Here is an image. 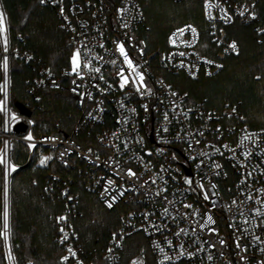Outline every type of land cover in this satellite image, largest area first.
Here are the masks:
<instances>
[{
    "label": "built area",
    "instance_id": "2783aa9c",
    "mask_svg": "<svg viewBox=\"0 0 264 264\" xmlns=\"http://www.w3.org/2000/svg\"><path fill=\"white\" fill-rule=\"evenodd\" d=\"M39 1L54 11L79 66L55 72L23 43L12 45L0 0V136L9 167L13 141L27 146L28 160L39 149L40 162L47 158L42 165L56 160L74 168L83 162L89 187L103 207L122 204L120 222L102 250L105 264H119L126 239L136 233L147 238L154 264H264V126H250L237 104L189 103L188 94L165 76L220 72L226 57L240 49L227 29L236 21L255 25L264 41L258 3L203 0L215 45L214 54H204L200 29L192 22L171 30L167 50L149 52L141 35L145 15L139 0ZM13 57L32 72L26 81L30 101L23 103L30 114L12 100ZM43 89H67L79 97L70 133L35 132L32 113L40 108ZM21 122L27 127L17 131ZM83 131L94 147L76 140ZM59 192L67 199V211L77 208L78 197L68 183ZM4 237L7 264H17L9 222ZM56 241L63 251L61 264H99L95 249L86 247L72 227L61 224ZM129 264H150L144 246Z\"/></svg>",
    "mask_w": 264,
    "mask_h": 264
},
{
    "label": "trees",
    "instance_id": "16d2710c",
    "mask_svg": "<svg viewBox=\"0 0 264 264\" xmlns=\"http://www.w3.org/2000/svg\"><path fill=\"white\" fill-rule=\"evenodd\" d=\"M114 2L115 0H111ZM145 20L141 35L146 39L148 51L167 50L171 30L182 23L192 22L201 32L199 50L214 54L208 23L204 15L203 0H139ZM256 1L259 12L264 16V0ZM5 7L12 45L29 48L55 72L72 67L73 48L67 33L59 26L54 11L39 0H2ZM183 6L186 12L181 18L174 16L173 7ZM177 7V8H178ZM201 10L203 16L189 11ZM228 34L240 45L238 53L228 55L224 68L213 76L200 75L192 78L184 73L165 74L180 91L188 94V102L206 101L209 106L221 108L226 104H237L245 115L246 122L253 127L264 126V41L259 38L253 24L236 21L228 26ZM21 35L22 37H20ZM153 59V66L157 67ZM11 96L13 102L30 101L27 79L32 72L27 64L17 57L12 58ZM40 108L32 113L35 132L55 131L60 135L71 132L79 116V97L67 89H43L40 91ZM1 127V118H0ZM83 146H95L87 131L76 137ZM0 136V149L2 147ZM39 149H35L30 160L27 146L13 141L12 161L16 168L11 174L9 225L11 244L17 264H61L63 253L56 237L59 229L56 216L62 213L63 223L72 227L84 245L95 249L99 264H105L102 250L108 241L110 231L120 222L122 204L102 212L98 195L89 187L83 162L76 167L63 166L56 160L47 165L36 166ZM55 175V178L51 176ZM68 183L71 192L79 200L76 209L67 211V199L59 187ZM3 176L0 163V264H7L4 237ZM52 189L46 190V186ZM60 221V218L58 219ZM141 246L150 264L153 255L147 238L136 233L125 242L123 258L119 264H129L130 257Z\"/></svg>",
    "mask_w": 264,
    "mask_h": 264
},
{
    "label": "rangeland",
    "instance_id": "374dc122",
    "mask_svg": "<svg viewBox=\"0 0 264 264\" xmlns=\"http://www.w3.org/2000/svg\"><path fill=\"white\" fill-rule=\"evenodd\" d=\"M175 6L173 7L174 11H176V13H174V16L176 18H181V16L184 15V12H186L187 10H185L184 8H182L183 6ZM191 11L192 13L196 14L197 16H203V13L201 12V10H197V9H194L193 7H191V9L189 10ZM8 18V17H7ZM74 56H76V62H77V55L74 54L73 52V58ZM72 66L75 67L74 65V62H73V59H72ZM154 68H155V65H154ZM158 71V70H156ZM0 157H3V155L1 154V149H0ZM4 161H6V164H5V169L2 167V176H3V207H4V211H5V204H7V212H8V218H7V222H9V210H10V184H11V175H10V178L8 177L9 175V171H11V174L13 172V169L16 168V166L10 162V167H9V160L8 159H4ZM40 166L42 164H40V158L38 156L37 160H36V166ZM101 209H102V212H107L108 210L101 206ZM61 217H63L64 219L66 218L65 215H63L62 213H59L57 216H56V223H57V227L58 229L60 228V222H61ZM60 218V221L58 220ZM63 224H66V223H63Z\"/></svg>",
    "mask_w": 264,
    "mask_h": 264
},
{
    "label": "snow or ice",
    "instance_id": "6c2138e0",
    "mask_svg": "<svg viewBox=\"0 0 264 264\" xmlns=\"http://www.w3.org/2000/svg\"><path fill=\"white\" fill-rule=\"evenodd\" d=\"M42 2H43V0H42ZM2 22H3V14L0 13V24H2ZM181 31H183V30H181ZM231 47H232L233 49H235V44H233ZM119 51H120L122 54H124V47H123L122 45L119 46ZM76 55L78 56V53H77ZM124 59H125L126 61H128L129 67H132V68H133V71H135V67L132 65L131 61L128 60L127 55L124 56ZM73 62H74V65H75V67H74V71H75V70H76V67L79 66V65L77 64V62H76V56H74V58H73ZM3 67H4L5 71H7V62H6V61H5L4 65H3ZM97 71H99V70L97 69ZM122 79L124 80V83H127V82H128V79H127L126 77H122ZM140 80H141V81L143 80V76H142V75L140 76ZM122 86H123V84H122ZM0 90H2V89H0ZM138 90H139V89H138ZM2 104H3V102H0V105H2ZM29 138H30V137H29ZM248 139H250L249 136H245V137H244V140H248ZM249 154H250V153H246L245 155H249ZM46 159H47V158H45V160H41L40 163H41V164H44V163L46 162ZM0 163H6V161H4V159H3L2 157H0ZM13 170H14V169H13ZM130 174H132V173H130ZM189 183H190V181H189ZM205 198H207V196H206ZM108 206L111 207V203H109ZM7 218H8L7 204H5V211H4V228H5V229L8 228ZM61 219H63V217H61ZM209 220H211V217H209ZM69 251L71 252V249H69ZM73 255H74V253H73ZM64 259L67 260L68 258L65 257Z\"/></svg>",
    "mask_w": 264,
    "mask_h": 264
},
{
    "label": "water",
    "instance_id": "95a60500",
    "mask_svg": "<svg viewBox=\"0 0 264 264\" xmlns=\"http://www.w3.org/2000/svg\"><path fill=\"white\" fill-rule=\"evenodd\" d=\"M16 105L23 111V112H26L28 114H30V111L24 106V104L20 101H17L16 102ZM26 125L24 123H18L16 126H15V129L17 131H20V130H25L26 129ZM151 139H153V136L151 135L150 136Z\"/></svg>",
    "mask_w": 264,
    "mask_h": 264
}]
</instances>
